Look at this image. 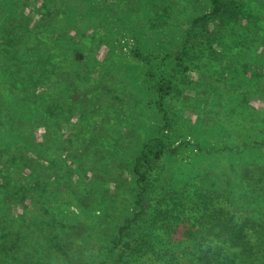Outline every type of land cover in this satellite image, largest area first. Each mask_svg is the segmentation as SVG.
Returning a JSON list of instances; mask_svg holds the SVG:
<instances>
[{
    "label": "rangeland",
    "instance_id": "obj_1",
    "mask_svg": "<svg viewBox=\"0 0 264 264\" xmlns=\"http://www.w3.org/2000/svg\"><path fill=\"white\" fill-rule=\"evenodd\" d=\"M223 2L229 59L263 71L264 0ZM210 11V0H0V232L20 231V246L54 264H86L93 244L118 235L134 212L140 139L160 120L152 86L183 50L186 67L196 63L201 43L188 28ZM69 72L78 84L62 80ZM184 94L194 98V87ZM184 117L195 121L192 108ZM178 153L167 157L166 186L199 178L226 187L204 151Z\"/></svg>",
    "mask_w": 264,
    "mask_h": 264
},
{
    "label": "trees",
    "instance_id": "obj_2",
    "mask_svg": "<svg viewBox=\"0 0 264 264\" xmlns=\"http://www.w3.org/2000/svg\"><path fill=\"white\" fill-rule=\"evenodd\" d=\"M223 1L210 0V13L194 18L188 28L201 43L196 63L186 67L182 60L188 53L183 50L177 69L162 71L152 86L160 120L140 139L142 147L133 160L138 176L134 212L117 236L104 245L93 244L86 264H264V58L257 62L263 71L250 69L248 61L229 59V45L221 36L234 31L227 28L226 18H218ZM188 70L200 73L199 80L190 81ZM66 76L80 82L70 72L62 76L64 82ZM189 85L194 87L192 99L184 94ZM189 108L194 122L184 117ZM249 118L245 131L231 129ZM192 144L213 161L208 168L212 174L219 170L226 187L199 178L164 184L167 157ZM108 205L118 209L115 203ZM115 214L110 215L113 222ZM108 215L103 214L100 224L108 223ZM15 230L0 232L7 245L2 249L6 257L0 251V264H54L37 260V255L45 258L42 249L20 246V231L10 232Z\"/></svg>",
    "mask_w": 264,
    "mask_h": 264
}]
</instances>
